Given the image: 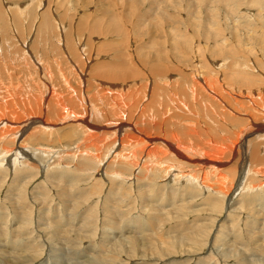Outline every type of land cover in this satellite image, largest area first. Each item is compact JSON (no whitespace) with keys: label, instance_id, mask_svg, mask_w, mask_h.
Listing matches in <instances>:
<instances>
[{"label":"rangeland","instance_id":"rangeland-1","mask_svg":"<svg viewBox=\"0 0 264 264\" xmlns=\"http://www.w3.org/2000/svg\"><path fill=\"white\" fill-rule=\"evenodd\" d=\"M263 99L264 0H0V264H264Z\"/></svg>","mask_w":264,"mask_h":264},{"label":"bare ground","instance_id":"bare-ground-1","mask_svg":"<svg viewBox=\"0 0 264 264\" xmlns=\"http://www.w3.org/2000/svg\"><path fill=\"white\" fill-rule=\"evenodd\" d=\"M49 24H50V21H49ZM236 63V62H235ZM234 63V64H235ZM240 63V62H239ZM238 65V64H237ZM239 67H240V65H238ZM206 79H208V78H206ZM218 81V80H217ZM201 82V81H200ZM203 82V81H202ZM218 83H219V81H218ZM205 84V83H204ZM214 84V83H213ZM259 83H257V85H258ZM11 85V84H10ZM13 85V84H12ZM220 85V84H219ZM215 86V85H214ZM256 86V85H255ZM260 86V85H259ZM12 87V86H11ZM206 87V86H205ZM210 87H212V86H210ZM219 87V86H218ZM216 88V87H215ZM259 88V87H258ZM223 89V88H222ZM208 90H210V88L208 89ZM216 90H217V88H216ZM226 90H228V89H226ZM14 91H15V89H14ZM219 91H220V89H219ZM262 91V90H261ZM226 92V91H225ZM258 92V91H257ZM209 93V92H208ZM184 94V93H183ZM216 94V93H215ZM258 94V93H257ZM229 95V94H228ZM262 95V94H261ZM226 96V95H225ZM258 96V95H257ZM212 98V97H211ZM15 99V98H14ZM14 99H10V102L12 101L13 102V100ZM172 99V98H171ZM264 100V99H263ZM9 101V100H8ZM4 102H7V100L6 101H4ZM9 102V103H10ZM174 103V102H173ZM4 104V103H3ZM5 105V104H4ZM261 105H263V104H261ZM174 106V105H173ZM256 106V105H255ZM2 107V106H1ZM174 108H176V109H178V108H181V107H179L178 106V108L177 107H174ZM188 108V107H187ZM185 109V108H184ZM181 110H183L182 108H181ZM187 111H188V109H187ZM168 112V111H167ZM172 115V114H171ZM255 115V114H254ZM125 116V115H124ZM173 117H174V115H172ZM136 117V116H135ZM76 118V117H75ZM251 120V119H250ZM135 122V121H134ZM213 122V121H212ZM232 122H234V121H232ZM129 124V123H128ZM156 124V123H155ZM161 124V123H160ZM252 124H253V122H252ZM113 125H115L116 126V128H117V130H112V129H110V128H108V127H104V131L101 133L102 135H100V132L102 131L101 129H99V128H97V127H94V126H92V125H90L89 126V134L90 133H95V135H97V140L101 143L100 145H102V144H106L108 141H111V142H117L118 140H119V143L120 142H123V146L125 147V149H128V146L129 147H138V146H140V147H144L145 146V149H147V147H148V145H150V144H152V142L154 143L155 141H156V138L152 135V134H150V133H148V132H144V129H142L143 131H141V130H136V129H134L133 127H129V128H131L133 131H135V135H133V137H131L130 138V136H127V137H123V135L121 136V132H122V134H123V131H121L120 130V124L119 123H117L116 122V124H113ZM132 125V124H131ZM196 125V124H195ZM153 126H155V125H153ZM122 127V126H121ZM125 127H126V125H125ZM128 127V126H127ZM138 127V126H137ZM152 127V126H151ZM157 127V126H156ZM212 127V126H211ZM215 127V126H214ZM108 129V130H107ZM124 129V128H123ZM138 129H140L139 127H138ZM146 129V128H145ZM153 129H154V127H153ZM158 128H156V130H157ZM129 130L130 129H128V132H129ZM125 131V130H124ZM139 131H140V135H138V133H139ZM154 131V130H153ZM243 132H240L242 135H246V141L247 140H249V139H251L250 140V142H254L255 141V143L256 144H254L253 143V149H256V151H257V146H258V144L260 143V142H263L264 143V124H262V123H257V124H253V125H249V126H246V128H244L243 130H242ZM127 132V133H128ZM132 132V131H131ZM149 132H151V131H149ZM194 133V132H193ZM154 134V133H153ZM196 134V133H195ZM193 135V134H192ZM242 135H240L239 137H237V142H235L234 144H235V147H237V146H239V144H240V142H241V139H244L243 138V136ZM132 136V135H131ZM220 136V135H219ZM117 137L119 138V139H117ZM203 137V136H202ZM113 138H116L114 141H112V139ZM128 138H130V140L128 139ZM234 139H236V137L234 138ZM245 141V139H244V142H246ZM248 142V141H247ZM174 144H176V143H174ZM173 144V145H174ZM171 143H167V146L169 147V149H171L173 152H174V154L175 155H177L178 156V158H181L182 159V161H179V163H180V165L182 166V165H185V163L186 162H189V161H191V163L193 162V163H196L195 161L196 160H194V161H192L193 159H191V153H185L186 154V156H185V154L182 152L183 151V148L181 149V148H179L178 146H177V148H175V146H173ZM264 145V144H263ZM181 146H182V144H181ZM262 146V145H261ZM260 146V147H261ZM190 147V146H189ZM259 147V148H260ZM122 148V147H121ZM185 148H188V147H186L185 146ZM137 149V148H136ZM150 149V148H149ZM147 150L146 151V153H149V155L150 156H152L153 154H154V152L155 151H150V150ZM168 149V150H169ZM192 149V148H191ZM190 149V150H191ZM206 150V149H205ZM260 149H258V151H259ZM20 151V150H19ZM149 151V152H148ZM165 152H163L162 154H165L166 153V150H164ZM193 151V150H192ZM139 152H143L142 150H140L139 149ZM195 152V151H194ZM255 152V151H254ZM193 153V152H192ZM168 154V153H167ZM252 154V153H251ZM133 155H135V154H133ZM194 155V154H193ZM162 156V155H161ZM161 156H159V157H161ZM194 157V156H193ZM4 158V157H3ZM135 158V157H134ZM164 158H162V160H163ZM200 159V158H199ZM205 159V158H204ZM251 159V158H250ZM253 159H256V158H253ZM164 162H165V160H163ZM202 163L204 162V160L203 159H201L200 160ZM256 161H264V159H262V160H259L258 158H257V160ZM212 162V161H211ZM218 162V161H217ZM137 163V162H136ZM190 163V164H191ZM216 163V162H215ZM189 164V165H190ZM212 164V163H211ZM223 165V163H220V165ZM219 165V164H218ZM188 166V165H187ZM217 166V165H216ZM150 167V166H149ZM216 168V167H215ZM165 169V168H164ZM256 169V168H255ZM246 173V172H245ZM217 178V177H216ZM202 181V180H201ZM208 181V180H207ZM219 181V180H218ZM208 185H209V187L211 186V188H214L213 187V185L212 184H209L208 183ZM226 185V184H225ZM224 185V186H225ZM207 186V185H206ZM221 188H222V186H223V184H220L219 185ZM249 186V185H248ZM246 187H247V184H246ZM242 188V187H241ZM223 191V190H222ZM88 218V217H87ZM2 220V219H1ZM84 221H86V220H84ZM98 222H99V220H98ZM115 224V223H114ZM90 226V225H89ZM91 227V226H90ZM94 227V226H93ZM85 235V234H84ZM198 235V234H197ZM85 239V238H84ZM2 241V240H1ZM0 241V242H1ZM127 244V243H126ZM130 244H136V242L135 241H133L132 240V242H130ZM253 244V243H252ZM120 245H123V244H120ZM133 245H130L131 247L133 246ZM137 245V244H136ZM118 246V245H117ZM138 246V245H137ZM123 247V246H122ZM117 248V247H116ZM125 248V247H124ZM124 248H122V250L124 249ZM134 248V247H133ZM136 248V247H135ZM134 248V250H136ZM147 248V247H146ZM213 248V247H212ZM120 249H121V247H120ZM138 249H141V248H138ZM148 249V248H147ZM133 250V251H134ZM117 251H120L119 250V247H118V250ZM117 251H116V253H117ZM126 251H128V250H126ZM205 251V250H204ZM124 252V251H123ZM135 252H137V251H135ZM134 253V252H133ZM138 253V252H137ZM223 253V252H222ZM225 253V252H224ZM127 254H128V252H127ZM139 254H140V252H139ZM143 255V254H142ZM153 255V254H152ZM170 255V254H169ZM210 255V254H209ZM127 256V255H126ZM139 256V255H138ZM138 256H137V258H138ZM96 257H97V255H96ZM129 257V256H128ZM134 257H136V256H134ZM142 257V256H141ZM140 257V258H141ZM144 257V256H143ZM145 257H146V255H145ZM163 257H165V256H163ZM225 257V256H224ZM101 258V257H100ZM150 258V257H149ZM168 258V257H167ZM243 258V256L241 257V259ZM132 259H133V257H132ZM136 259V258H135ZM199 259V258H198ZM202 259V258H201ZM249 259L250 258H246V257H244L243 258V261L245 262L244 264H250V262H249ZM163 260V259H162ZM203 260V259H202ZM93 261H95V260H93ZM97 261V260H96ZM96 261H95V263H96ZM99 261V260H98ZM262 261V260H261ZM101 262V261H100ZM251 262H253V260L251 261ZM98 263V262H97ZM205 263V262H204ZM204 263H202V264H204ZM239 263H241V261L239 262ZM264 263V262H263ZM83 264H93L92 263V261L91 260H86ZM173 264H175V263H173Z\"/></svg>","mask_w":264,"mask_h":264}]
</instances>
